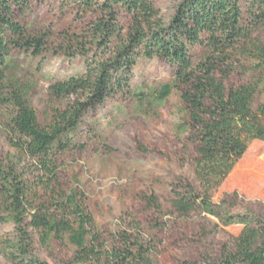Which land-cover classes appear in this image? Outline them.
Masks as SVG:
<instances>
[{
	"label": "trees",
	"instance_id": "obj_1",
	"mask_svg": "<svg viewBox=\"0 0 264 264\" xmlns=\"http://www.w3.org/2000/svg\"><path fill=\"white\" fill-rule=\"evenodd\" d=\"M32 1L0 0V116L14 152L0 163V224L11 225L15 235L6 256L12 264H47L31 254L36 237L42 247L71 245L67 264H154V240L138 223L131 221L130 232H99L82 192L60 184L61 158L85 149L75 135L89 112L120 97L142 103L147 95L131 89L133 69L140 59H160L173 82L149 96L162 102L179 92L194 155V182L171 185L170 207L182 218L204 215L249 145L264 142V45L242 25L241 0H182L167 23L153 0H80L94 20L85 35L54 54L81 57L85 74L48 87L50 97L68 103L41 127L22 90L7 85L12 50L32 57L48 50L47 34L32 36L18 21ZM247 2L264 21V0ZM120 12L129 18L126 31ZM143 200L161 213L153 195ZM205 264H264V216L247 215L225 254Z\"/></svg>",
	"mask_w": 264,
	"mask_h": 264
},
{
	"label": "rangeland",
	"instance_id": "obj_2",
	"mask_svg": "<svg viewBox=\"0 0 264 264\" xmlns=\"http://www.w3.org/2000/svg\"><path fill=\"white\" fill-rule=\"evenodd\" d=\"M182 0H153L160 19L167 23ZM80 0H33L18 16L32 36L48 35V50L39 57L12 50L8 58L7 85L22 90L46 127L53 110L65 107L48 87L58 81L85 74L84 59L54 54L58 46L85 35L94 16L84 13ZM242 25L264 45V21L258 10L241 0ZM124 31L129 18L120 12ZM50 49H52L50 51ZM202 50L195 48L199 57ZM250 78L251 76L248 75ZM255 77V76H254ZM173 82L171 68L160 59H140L133 69L131 89L147 95L142 103L120 97L89 112L75 135L83 151L66 153L60 160V184L84 195V204L99 232L104 235L139 224L143 235L153 238L154 264H205L222 257L231 239L241 230L247 215L264 216V142H253L222 186L212 195L204 215L177 216L170 207L171 185L194 182L191 147L182 126L186 113L180 94L173 90L165 101L150 95ZM261 97L260 100H263ZM0 116V163L14 152L9 147ZM153 195L161 213L149 209L143 198ZM15 241L11 225L0 224V264H12L6 254ZM74 248L51 241L42 247L35 237L31 254L47 264H67Z\"/></svg>",
	"mask_w": 264,
	"mask_h": 264
}]
</instances>
